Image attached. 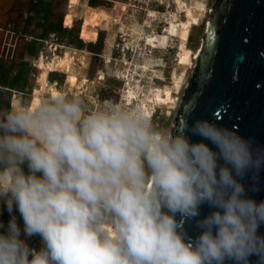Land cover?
<instances>
[{"label":"clouds","instance_id":"obj_1","mask_svg":"<svg viewBox=\"0 0 264 264\" xmlns=\"http://www.w3.org/2000/svg\"><path fill=\"white\" fill-rule=\"evenodd\" d=\"M262 191L264 145L209 120L63 94L0 110V264H264Z\"/></svg>","mask_w":264,"mask_h":264},{"label":"rangeland","instance_id":"obj_2","mask_svg":"<svg viewBox=\"0 0 264 264\" xmlns=\"http://www.w3.org/2000/svg\"><path fill=\"white\" fill-rule=\"evenodd\" d=\"M31 1L23 2L28 5L26 10L37 5ZM181 1L184 3L180 0H42L46 9L42 6L39 16L36 13L35 18L28 22L22 19L25 10L19 9L17 3L13 6L12 15L2 18L0 24V61L3 64L2 69L0 64V84L2 77H6L5 85H12L13 71L20 68L24 93L11 94L19 106L28 104L33 107L40 98H49L54 93L50 88H54L60 92L59 95L80 97L93 110L108 103L139 109L156 127L171 130L215 3V0ZM163 3L167 4V11H163ZM91 9L109 16L106 26L104 23L99 27L91 24ZM194 9L204 12L201 20L193 17ZM81 20L87 23L83 37L95 38L87 27L97 29L96 41L91 43L80 37ZM59 22L62 30L52 31L50 37H54L55 45L50 52L43 43L40 53L34 51L23 65L20 59L25 50L24 41L18 34H24L25 29L29 34H41L48 24ZM170 24H175L180 34L176 39L169 36V47L165 52L164 49L153 52L145 46L146 37L163 34ZM7 29H12L15 34H7ZM41 53L45 64L56 58L63 63L61 68L52 72L50 62L51 71H45L44 79L36 67ZM1 55L8 58L4 61ZM180 77L182 86L175 87ZM171 87L174 89L172 94L163 91ZM10 101L0 94V110L12 108ZM151 102L153 104L148 108L153 114L149 117L147 105ZM29 243L32 247H39V237H34Z\"/></svg>","mask_w":264,"mask_h":264},{"label":"water","instance_id":"obj_3","mask_svg":"<svg viewBox=\"0 0 264 264\" xmlns=\"http://www.w3.org/2000/svg\"><path fill=\"white\" fill-rule=\"evenodd\" d=\"M197 119L264 145V0H215L171 130Z\"/></svg>","mask_w":264,"mask_h":264},{"label":"trees","instance_id":"obj_4","mask_svg":"<svg viewBox=\"0 0 264 264\" xmlns=\"http://www.w3.org/2000/svg\"><path fill=\"white\" fill-rule=\"evenodd\" d=\"M39 2L40 3L38 4L37 8L35 9V12L37 13L38 16H39V13L41 12L42 6H43L44 9H46V5L44 4V2H42V0H39ZM93 12H94V16H95L96 10L95 9H91L90 10V13H91V24L92 25H93V18H94L93 17ZM43 18H45V17H43ZM45 20L46 19H44V21ZM81 22H82V24H81V29H80V37L82 39H84V40L86 39V41L91 42V43L96 41L97 40V29H93V28H88L87 27V29L91 30V34H93V33L95 34V38H92V36H89V37H85L84 36L83 37V35H82L83 29H84V27H85V25L87 23H85L84 20H81ZM54 30L55 31L62 30L60 22L59 23H55L54 25L53 24H48L46 29L41 34L36 33V32L35 33L31 32L29 34L28 31L23 34V35H26V36H29V37L33 38V40H31L30 42H27V43L23 44L25 50L22 52L21 60H20V62L23 65H24V62H25L24 61L25 60L24 57H26V56L30 57L31 55H33L34 51H36V53H38L41 44H43V41H45L47 38H49L51 33H52V31H54ZM174 44H176V41H175ZM150 50H152L153 52L154 51H158L156 49H150ZM159 51H162V50H159ZM163 51L165 52L166 49H164ZM57 60H58V58L53 59V61H57ZM53 61H51V62H53ZM0 64H1V69H2L3 68L2 61H0ZM49 67H50V63L48 65H46V66L44 64H42L40 66V72H42V71H51V70H49ZM14 72H15V74H14L15 77L13 79V82H12L13 84L12 85H9V86L5 85L6 84V82H5L6 77H2V79H1V84H0L1 91H0V94L5 95V97H7L8 99L11 96L10 90L16 91L17 93H21V94L24 93V87H23L24 83L21 84V73H22V70L20 68H17ZM52 72H54V71H52ZM5 89H7V90H5ZM50 89L53 90V88H50ZM30 102H32V101H29L28 103H30ZM12 105H13V107H19L17 100H14ZM8 106H9V103H8ZM0 219L3 220L5 223H7L8 219H9V216H8L7 212H4V214L2 216H0Z\"/></svg>","mask_w":264,"mask_h":264},{"label":"bare ground","instance_id":"obj_5","mask_svg":"<svg viewBox=\"0 0 264 264\" xmlns=\"http://www.w3.org/2000/svg\"><path fill=\"white\" fill-rule=\"evenodd\" d=\"M72 2H77V0H72ZM180 2H183L184 3V1H181L180 0ZM195 2V1H194ZM194 2H192V3H194ZM69 5V8H71L70 7V3L68 4ZM163 6H164V10L163 11H167V4H164L163 3ZM101 11V10H100ZM150 12H152V11H150ZM149 12V13H150ZM192 14H193V17L195 18V19H198V20H201L202 19V15L204 14V12L202 11V9L200 10V9H194L193 11H192ZM150 16V15H149ZM111 17V16H110ZM109 20V16L108 15H106L104 12H96V14H95V16H94V18H93V25L95 26V27H99L102 23H104L105 25L104 26H106V23H107V21ZM179 34H180V32H179V29H178V27L175 25V24H170V27L168 28V29H166V30H164L163 31V34H156V35H154V36H150V37H146V39H145V46H147V47H149L150 49H156V50H163V49H166V47L169 45V42H170V38H169V36L170 37H172V39H176L177 37H179ZM203 38H204V36H203ZM202 41H203V39H202ZM173 42V41H172ZM169 47V46H168ZM167 47V48H168ZM182 48V47H181ZM184 50V49H183ZM198 53H199V51L196 53V55H195V61H196V59H197V55H198ZM53 61V60H52ZM51 62V61H50ZM49 62V63H50ZM54 62H58L59 64H61V60H57V61H53L52 63H54ZM49 63H44L41 59L40 60H38V62H37V68H38V70H40V66L42 65V64H44L45 66L46 65H48ZM147 66V65H146ZM41 76L42 77H44V74H42L41 73ZM184 77H185V75H184ZM182 86V77H180L177 81H176V83H175V87H181ZM173 87V86H172ZM170 88V89H164L163 91L164 92H166V93H170V94H172L173 92H174V89L173 88ZM161 90V89H160ZM154 92H156V93H159L160 91H158V90H155ZM151 93H153V92H151ZM164 94V93H163ZM153 97H157L156 95H152ZM151 97V96H150ZM152 98V97H151ZM157 100V99H156ZM40 102H41V99H39L38 101H37V103L32 107V108H35L36 106H38L39 104H40ZM151 104H153V102H151V103H149L148 105H147V108H148V106L149 105H151ZM152 107V106H151ZM153 108V107H152ZM156 108V107H155ZM148 113H149V117H151L152 116V114H153V112L151 113V111H150V109L148 108ZM155 112V111H154Z\"/></svg>","mask_w":264,"mask_h":264},{"label":"crops","instance_id":"obj_6","mask_svg":"<svg viewBox=\"0 0 264 264\" xmlns=\"http://www.w3.org/2000/svg\"><path fill=\"white\" fill-rule=\"evenodd\" d=\"M19 1L21 2V3H19ZM26 2V0H0V24H1V22H2V18H5L6 19V17H8V15L10 14V15H12V9H13V6L15 5V4H17L18 3V5H19V9H24V10H26L27 8H28V5H27V3H23V2ZM33 1H35V0H33ZM33 1H31L30 3L32 4V2ZM40 2H39V0H36V4L38 5ZM37 5L36 6H29L30 8H32V9H34V11H35V9L37 8ZM35 16H36V12H35ZM28 30L27 29H25V33L27 32ZM28 56H26V57H24L25 59L27 58ZM8 57H3L2 55H1V59L2 60H6ZM10 58V57H9ZM11 60H13V58L11 59ZM21 60V59H20ZM16 60H14V62H15ZM61 65H63V63L61 62V64H59L58 62H54V63H52V67H51V69L53 70V71H56V69H58V68H61L60 66ZM59 66V67H58ZM69 68H70V66H69ZM15 71V70H14ZM13 71V73L15 74V72ZM71 71H69L68 73H67V75L69 76V73H70ZM41 73L42 74H44V77H42L41 76ZM40 73V76H41V78L42 79H44V78H46V75H47V73L45 72V71H42ZM51 74H53V73H51ZM70 81H72V82H74V81H76V80H70ZM56 82H54L53 83V85L55 84ZM66 83H69V82H67L66 81ZM0 90H1V87H0ZM5 90H7V89H5ZM10 94H13V93H17L16 91H12V90H10ZM53 92L54 93H52L51 95H49V97H52V95L54 96H57V95H59V93L57 92V90L56 89H54L53 88ZM13 97V98H12ZM32 97V96H31ZM10 99H11V101H10V103H13V101L14 100H17L16 99V97L15 96H13V95H11L10 96ZM41 99V98H40ZM17 102H18V100H17ZM18 105H19V102H18ZM12 106V108H17V107H13V105H10V107ZM19 107H21V106H19Z\"/></svg>","mask_w":264,"mask_h":264},{"label":"built area","instance_id":"obj_7","mask_svg":"<svg viewBox=\"0 0 264 264\" xmlns=\"http://www.w3.org/2000/svg\"><path fill=\"white\" fill-rule=\"evenodd\" d=\"M33 4H36V1H33ZM33 18H35V11L31 8V9H28V10H25L23 13H22V19L25 21V22H28L30 20H32ZM8 28H10V26L8 25ZM1 31V29H0ZM7 34H10V35H14V31L12 29H7L5 31ZM18 36L20 38H22V40L24 41V43H27V42H30L31 40H33V38L29 37V36H26V35H23L21 33L18 34ZM54 37L51 36L48 40L46 41H43V43L47 46V51L50 52L51 48L53 45H55L54 43ZM43 60V56H42V53L40 54V57L38 60ZM14 74V73H13Z\"/></svg>","mask_w":264,"mask_h":264}]
</instances>
